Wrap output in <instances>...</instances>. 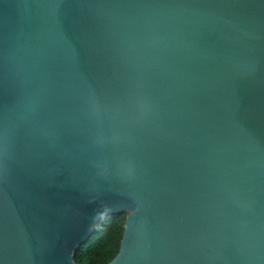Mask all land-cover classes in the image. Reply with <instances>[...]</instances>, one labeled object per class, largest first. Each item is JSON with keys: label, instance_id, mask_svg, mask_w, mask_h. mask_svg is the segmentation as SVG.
<instances>
[{"label": "water", "instance_id": "obj_1", "mask_svg": "<svg viewBox=\"0 0 264 264\" xmlns=\"http://www.w3.org/2000/svg\"><path fill=\"white\" fill-rule=\"evenodd\" d=\"M264 264V0H0V264Z\"/></svg>", "mask_w": 264, "mask_h": 264}, {"label": "trees", "instance_id": "obj_2", "mask_svg": "<svg viewBox=\"0 0 264 264\" xmlns=\"http://www.w3.org/2000/svg\"><path fill=\"white\" fill-rule=\"evenodd\" d=\"M126 213L105 218L94 235L79 248L75 260L79 264H109L119 253L124 234Z\"/></svg>", "mask_w": 264, "mask_h": 264}]
</instances>
